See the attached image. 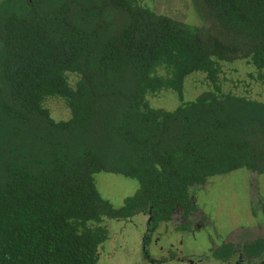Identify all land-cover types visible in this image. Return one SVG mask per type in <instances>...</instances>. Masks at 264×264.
Instances as JSON below:
<instances>
[{"label":"trees","instance_id":"obj_1","mask_svg":"<svg viewBox=\"0 0 264 264\" xmlns=\"http://www.w3.org/2000/svg\"><path fill=\"white\" fill-rule=\"evenodd\" d=\"M194 4L203 25L143 0H0V264H100L106 220L147 214L156 230L191 214V189L210 178L264 174V101L220 79L246 59L264 82V0ZM198 72L208 89L186 99ZM167 90L177 107L152 106ZM103 172L139 187L116 207ZM240 248L213 257H262L264 235Z\"/></svg>","mask_w":264,"mask_h":264},{"label":"rangeland","instance_id":"obj_2","mask_svg":"<svg viewBox=\"0 0 264 264\" xmlns=\"http://www.w3.org/2000/svg\"><path fill=\"white\" fill-rule=\"evenodd\" d=\"M143 2L181 21L204 24L194 0ZM220 79L225 90L264 101V82L256 79V69L246 59L224 63ZM206 89L205 74H191L185 82V97L195 98ZM150 103L172 110L179 104V98L177 93L167 90L151 96ZM47 105L57 119L70 116L61 99H49ZM96 182L102 196L116 207L122 206L139 187L138 180L106 172L98 174ZM191 190L195 206L191 214L185 216L183 211H178L171 221L161 222L146 247L143 237L148 218L145 215L138 214L128 220H106L109 236L100 250V264H151L144 255L145 248L150 256L165 259L162 264H191V261L220 264L213 257L215 245L233 241L237 247H242L264 235V174L253 176L242 168L212 177L205 185Z\"/></svg>","mask_w":264,"mask_h":264},{"label":"flooded vegetation","instance_id":"obj_3","mask_svg":"<svg viewBox=\"0 0 264 264\" xmlns=\"http://www.w3.org/2000/svg\"><path fill=\"white\" fill-rule=\"evenodd\" d=\"M193 204H194V202H193ZM143 215H145L148 218V220H147L148 221V225H147L148 227H147V230L144 232V237H143L144 244H145L144 246L146 247L150 243V239H152V236H153L154 233H156V230L157 229L156 230L153 229L151 231V224L149 223L150 217L147 214H143ZM178 225H180V224H178ZM180 228L183 229V227H180ZM189 228L191 229V224H189ZM184 229H186V228H184ZM147 239H148V242L146 244L145 240H147ZM227 243H234V242L233 241H230V242L225 241L221 245H224V244H227ZM234 245H235V243H234ZM218 246H219V244L218 245H215L212 249H215ZM240 249L241 248L240 247H237V245H236V251L237 250H240ZM144 253H145L144 254L145 257H147V259L150 261L151 264H162V263H165V259H157V257H155V256H153V257L150 256L149 255L150 253H148V251L146 250V248L144 249ZM235 256H237V257L234 258ZM235 256L232 259H230V261H226V262L219 261V260H217L215 258H214V260H216L220 264H264V256L258 257V258L243 257L242 255H239L238 253ZM199 260L201 261V259H199ZM199 263L200 262H198V261H191V264H199Z\"/></svg>","mask_w":264,"mask_h":264}]
</instances>
